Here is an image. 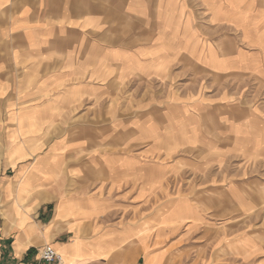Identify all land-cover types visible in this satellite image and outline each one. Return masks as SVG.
<instances>
[{"label":"crops","instance_id":"0c3cea01","mask_svg":"<svg viewBox=\"0 0 264 264\" xmlns=\"http://www.w3.org/2000/svg\"><path fill=\"white\" fill-rule=\"evenodd\" d=\"M124 10L114 30L72 1L0 0V264H45L44 245L71 257L98 235L115 245L101 192L139 195L145 159H177L214 134L190 122L212 111L218 135L243 139L262 174L264 103L237 101L246 84L264 88V0H127ZM138 248L82 264H138Z\"/></svg>","mask_w":264,"mask_h":264},{"label":"rangeland","instance_id":"374dc122","mask_svg":"<svg viewBox=\"0 0 264 264\" xmlns=\"http://www.w3.org/2000/svg\"><path fill=\"white\" fill-rule=\"evenodd\" d=\"M68 1L74 2L83 13L94 10L106 16L107 29L115 30L127 23L124 10L127 0ZM206 81L212 84L214 80L207 77L202 83ZM152 86L146 84V99L154 98ZM241 95L238 103L246 100L264 103L261 85L254 88L246 84ZM146 114L150 119L163 115L158 111ZM2 117L0 113V125ZM217 117L220 113L212 111L208 118L190 120L203 121L204 128L199 132L215 133L176 149L177 159H145V187L139 195L136 186L127 193L101 192L112 201V206L100 221L103 226L118 228L125 234L118 245L125 248L140 245L135 254L138 264H264V167L257 161L262 174H252L254 162L241 144L244 140L234 139L232 145L233 139L218 135ZM243 118L249 119V115ZM8 131L4 126L0 129L1 160ZM104 148L116 149L101 145L98 150ZM103 174L99 172L97 176L101 178ZM71 261L76 264L74 258L68 257V262Z\"/></svg>","mask_w":264,"mask_h":264},{"label":"bare ground","instance_id":"6f19581e","mask_svg":"<svg viewBox=\"0 0 264 264\" xmlns=\"http://www.w3.org/2000/svg\"><path fill=\"white\" fill-rule=\"evenodd\" d=\"M124 237H125V234L120 233L119 238L117 237V240H116L117 242L115 245L107 244L106 238H104V239L103 238H96L94 240V243H91L89 245L85 244L82 241H76V245L74 247V254L71 257L74 258L75 261L79 260L80 262L78 264H82L83 260L91 259V258H98V259H104L105 260L106 258H108L112 254L115 246H118L119 250L125 249V251H127V250L129 251L132 247H133V249H134V247L137 248V245L136 246L130 245V248H125V246L122 244L118 245V243L121 242L120 240L124 239ZM57 251L62 258V264H72V261L70 263L68 262V257H70V256H68L65 251H63V250H62V252H60L59 250H57ZM125 254H126V252H125Z\"/></svg>","mask_w":264,"mask_h":264},{"label":"built area","instance_id":"2783aa9c","mask_svg":"<svg viewBox=\"0 0 264 264\" xmlns=\"http://www.w3.org/2000/svg\"><path fill=\"white\" fill-rule=\"evenodd\" d=\"M38 256L45 264H62L58 251L51 245H44L38 249Z\"/></svg>","mask_w":264,"mask_h":264}]
</instances>
